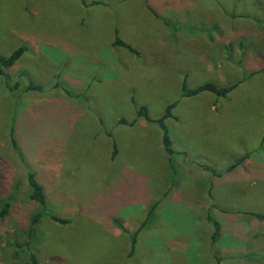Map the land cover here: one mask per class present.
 <instances>
[{"label":"rangeland","instance_id":"1","mask_svg":"<svg viewBox=\"0 0 264 264\" xmlns=\"http://www.w3.org/2000/svg\"><path fill=\"white\" fill-rule=\"evenodd\" d=\"M23 1L0 0L1 23H16ZM142 1L152 14H163L167 4L182 6L177 0ZM210 2L230 16L191 7L175 23L195 48L186 42L163 48L165 31L146 22L137 2L136 8L124 1L102 6L110 18L117 8L137 9L133 24L121 25L123 40L151 57L150 64L123 47H109L104 31L89 48L80 40L59 47L48 39L35 41L37 46L24 42V52L0 75V208L8 203L0 217V264H26L28 252L40 264H264V222L247 215L228 221L231 212L224 216L219 207V223L212 218L213 203L225 201L229 183L250 177L263 189L254 196L260 204L255 208L264 211V0L205 4ZM54 7L36 9L48 23L70 19L64 25L74 27L80 10ZM200 26L214 31L193 30ZM182 82L188 88L203 82L236 86L224 97L207 91L182 97ZM171 102L174 117L164 120L174 150L168 156L159 126L135 110L143 105L156 119ZM121 118L134 121L119 123ZM113 142L116 152L108 158ZM28 173L42 189L43 207L27 197ZM142 221L128 254L129 238ZM256 245L259 253L250 252ZM228 246L250 253L223 257Z\"/></svg>","mask_w":264,"mask_h":264},{"label":"crops","instance_id":"2","mask_svg":"<svg viewBox=\"0 0 264 264\" xmlns=\"http://www.w3.org/2000/svg\"><path fill=\"white\" fill-rule=\"evenodd\" d=\"M120 1L124 2H131V4L136 8V2L138 6H141V10H139L143 15L147 16L146 22H149V25H156L157 27H160L161 31H165V35L163 36L164 44L163 48H174L177 44L178 47H180L182 44L186 42V45L190 47V44L192 47H196V43L190 40L186 41L183 39V37L180 35L179 30H176L178 27L175 23H178V17L180 18L185 11L184 8H186L187 12L192 10L197 12H202L204 14H207L209 16H220V15H229V11L215 6L213 3L210 2V4H205L206 1L210 0H201L205 3H202L198 0H177V4H182V6L179 8L177 6L167 4L165 7H163V14L160 12L158 13L155 11V13H151L148 11V7H146V4L142 0H50V3L47 2V0H40L38 5L34 1L31 0H24L22 2V9L23 12L20 13V16L18 21L16 23H5L4 21H0V49L2 48H16L19 46H23L24 42L27 41H33L31 42L33 46H37V43H34L35 41H39L41 39H48L52 41L55 45V47H59V45H64L67 42L71 41H77L80 40L84 44L81 45L85 48H89V44L92 40H95L96 37L94 36L98 31H104L109 34L110 40H109V47H113L112 41L114 37V33L116 32V35L123 40V30L121 28V25L127 24H133L134 17L136 10L134 7L128 6L127 9L121 10L120 8H117L116 13L113 15L112 18L109 17V14L106 13V11L102 6H112L114 3H119ZM198 1V2H197ZM181 2V3H180ZM188 2V5H184V3ZM108 4V5H105ZM135 4V5H134ZM40 5H53L55 6L54 9H67V10H73V8H77L80 10V12L76 15H74V21L75 25L74 27H69L64 24L69 25L72 21L69 19L67 22H63L60 24H55L50 21L42 20L43 18H46L49 20L46 16L39 15V10L36 9ZM210 5V6H209ZM198 8V9H197ZM197 9V10H196ZM153 12V11H152ZM192 12V11H190ZM227 12V13H225ZM216 15V16H215ZM161 19H165L168 21L172 26L175 27V29L168 28L166 25L163 24ZM176 30V31H175ZM193 30H204V31H214L213 28L207 27L202 28L197 27ZM181 31V30H180ZM26 35H30V38L28 39ZM30 40V41H29ZM125 42V40H123ZM79 43V41H78ZM127 43V42H126ZM107 45V46H108ZM130 45V44H129ZM131 47H134L130 45ZM24 47V46H23ZM27 47V46H25ZM128 52V51H127ZM130 53V52H128ZM133 55V54H132ZM140 55L136 57V60H142L143 64H150L152 59L148 55ZM167 58V56L163 57V60ZM190 58V57H189ZM109 151L105 153V156L109 158V155L111 154L112 148H108ZM117 151H118V142H117ZM249 152L240 155L238 158H235V160H239L241 162L246 156H248ZM234 160V161H235ZM235 164L234 166H237L239 164ZM231 164V163H230ZM228 166V165H227ZM226 166V167H227ZM233 166V167H234ZM232 167V168H233ZM231 169V168H230ZM225 170V169H224ZM216 176V174H213L212 176ZM251 178V177H250ZM249 178V179H250ZM249 179L244 181L239 179L238 181L234 183H229L227 192L224 194V200L231 199L227 201L225 204L223 200L213 203V220L214 222L219 223V220H217L215 217L216 207L222 208L224 210L223 213L224 216L227 215L226 212L230 211L225 219H228V221H231L234 216H236L235 219H241L238 218L240 215H247L250 218V221L257 219L253 218L251 215L247 214V212H262L263 210H259L260 208H255L259 204L258 201L255 200V196L258 195V192L262 193L263 189L260 185L257 183L249 182ZM210 190V189H209ZM255 194V196H254ZM232 199L235 200V202H232ZM247 202H255L254 208L247 209L245 207L247 205ZM234 211V212H232ZM260 225H263L260 224ZM219 229V227H218ZM217 236H215L216 238ZM230 239H237L235 235H231ZM243 241V240H240ZM213 243V242H212ZM211 243V244H212ZM255 254L259 253L258 246H253L252 251ZM249 251L243 250L240 252H233L232 247L228 246L227 251L224 253L223 257H229L232 255H239L243 256L248 253ZM219 260L218 263L215 264H224V261ZM261 264V262H260Z\"/></svg>","mask_w":264,"mask_h":264},{"label":"trees","instance_id":"3","mask_svg":"<svg viewBox=\"0 0 264 264\" xmlns=\"http://www.w3.org/2000/svg\"><path fill=\"white\" fill-rule=\"evenodd\" d=\"M163 24L166 25L168 28L171 29H175L174 26H172L168 21H166L165 19H161ZM112 45L114 46H119V47H123L125 48L128 52H130L131 54L135 55L136 57L140 56L138 51L131 47L129 44H127L126 42H124L121 38H119L116 35V32L114 33V37H113V41H112ZM25 47L23 46H19L16 47L15 49H13L8 55H2L0 54V75L4 76V71L3 69H6L10 66H12V64L20 57V55L24 52ZM236 86V82L235 83H230V84H214L212 82H203L201 84H198L192 88H188L184 82L181 83L180 85V96L182 97H189V96H195L197 94H200L202 92H210L212 94H214L216 97H224L230 90H232L234 87ZM32 88H37L35 85L31 86ZM175 106V102H171L169 104H167L164 108L163 114L156 119H151L146 111V108L141 105L139 106L136 110H135V114L138 117H142L143 120L147 121V122H155L160 130H161V143H162V147L164 152L170 156L174 150L172 149L171 145V141L168 135V131L166 128V125L164 123V120L167 117H174L172 115L171 109ZM134 121V119H131L130 121L126 122L125 119L121 118L118 120L119 123H129L131 124ZM116 152L115 149V144L114 142L112 143V151L111 154H114ZM240 159L233 161L231 164H229L225 169H230L232 168L235 164H237L239 162ZM202 167L206 170H208L211 174H217L215 173V171L208 165H202ZM27 180L28 183L30 185V189L28 192V199L36 201L40 204L41 207H43V203H44V195L42 192L41 187L35 182V180L33 179V176L28 173L27 174ZM157 205V202H153L149 205L148 210L146 212V218L148 219V217L150 216V214H152L155 206ZM2 207L0 208V217L2 215H4L6 213L7 207H8V203L5 202L3 205H1ZM247 214L251 215L253 218L257 219L260 222H264V211L262 212H247ZM38 215H34L31 220H30V225L36 220ZM59 222H66L67 219H56ZM144 221L141 222L140 226L138 228H136L135 230L132 231V234L130 236V241H129V251L128 254H131V252L133 251V246L135 243V236L138 232V230L140 228H142L144 226ZM214 227H215V232L212 233L213 235L211 236V241L214 240L216 234V229H217V225L214 223ZM23 244H25V246H27V242H23ZM28 248V247H27ZM26 248V249H27ZM26 264H40L37 262V260L34 258L33 254L28 252V260L26 262Z\"/></svg>","mask_w":264,"mask_h":264}]
</instances>
